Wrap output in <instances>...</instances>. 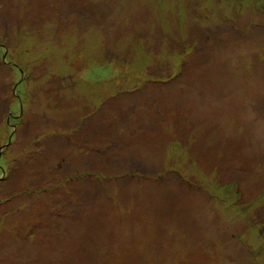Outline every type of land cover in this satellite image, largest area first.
Masks as SVG:
<instances>
[{
  "label": "rangeland",
  "instance_id": "1",
  "mask_svg": "<svg viewBox=\"0 0 264 264\" xmlns=\"http://www.w3.org/2000/svg\"><path fill=\"white\" fill-rule=\"evenodd\" d=\"M0 264H264V0H0Z\"/></svg>",
  "mask_w": 264,
  "mask_h": 264
},
{
  "label": "crops",
  "instance_id": "2",
  "mask_svg": "<svg viewBox=\"0 0 264 264\" xmlns=\"http://www.w3.org/2000/svg\"><path fill=\"white\" fill-rule=\"evenodd\" d=\"M97 125H99V124H97ZM97 125H96V126H97ZM99 136H100V134H99ZM100 137H101V136H100ZM116 138H117V137H116ZM97 139H98V138H95V139H94L92 142H96V141H97ZM99 139H100V140H102V139H103V137H102V138H99ZM91 140H92V139H91ZM89 142H90V141H89Z\"/></svg>",
  "mask_w": 264,
  "mask_h": 264
}]
</instances>
